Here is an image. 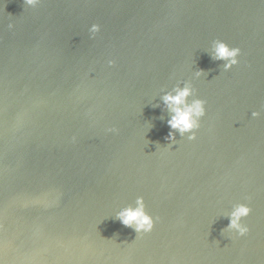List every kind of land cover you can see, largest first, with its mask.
Wrapping results in <instances>:
<instances>
[{
	"label": "water",
	"instance_id": "95a60500",
	"mask_svg": "<svg viewBox=\"0 0 264 264\" xmlns=\"http://www.w3.org/2000/svg\"><path fill=\"white\" fill-rule=\"evenodd\" d=\"M184 80L206 115L169 147ZM137 196L151 232L116 218ZM0 264H264V0H0Z\"/></svg>",
	"mask_w": 264,
	"mask_h": 264
},
{
	"label": "clouds",
	"instance_id": "9594fccd",
	"mask_svg": "<svg viewBox=\"0 0 264 264\" xmlns=\"http://www.w3.org/2000/svg\"><path fill=\"white\" fill-rule=\"evenodd\" d=\"M41 0H25L27 6L36 8ZM9 29L14 28V24L9 22L7 25ZM101 30L99 23H93L88 31L92 37H95ZM211 59L223 61V70L228 71L234 65L239 64V57L241 49L238 46H231L222 39H214L211 42V50L209 53ZM109 66L116 63L115 59L107 61ZM196 78L205 76L203 69H197L194 73ZM195 89L191 80H184L174 85L171 89L163 91L160 96V101L163 104V111L167 113V125L169 126V133L166 137L170 143L169 147L177 141L176 135L179 133L181 138L186 137L188 140H195L197 137V130L201 127V120L206 115V101L198 96H194ZM159 106V103L156 105ZM252 117H259L260 111H253ZM161 119H164L162 116ZM110 132H117L116 128H109ZM75 136L73 141H75ZM250 199V197H246ZM252 209L247 203H235L231 210L227 213L229 223L221 234L225 232L232 234V237H242L249 233V226L244 223V218L251 213ZM116 218L127 227L132 228L137 234L151 232L155 226L156 220L146 210V204L143 196H137L134 203L121 207L116 213ZM158 219V218H157Z\"/></svg>",
	"mask_w": 264,
	"mask_h": 264
}]
</instances>
